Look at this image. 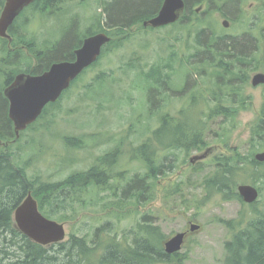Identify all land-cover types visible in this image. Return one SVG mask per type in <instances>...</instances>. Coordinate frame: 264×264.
Segmentation results:
<instances>
[{
    "label": "trees",
    "instance_id": "16d2710c",
    "mask_svg": "<svg viewBox=\"0 0 264 264\" xmlns=\"http://www.w3.org/2000/svg\"><path fill=\"white\" fill-rule=\"evenodd\" d=\"M55 1L62 2L36 0L25 13L30 10L35 17L57 15L64 9L57 4L54 6ZM98 1L102 12L97 17L90 18L92 22L86 29L80 30L78 19L73 16L70 33L58 40L45 39L44 47L35 41L36 37L26 41L24 34L18 33L23 29L19 30L20 25L18 27L16 21L11 31L12 46L16 48L19 44L27 45L31 42V52L33 57L38 59V63L35 68L32 67V61L26 65L23 50L17 49L11 53L6 46H1L7 41L0 39V73L11 74L13 68L25 73H29L31 69L34 70V74L43 73L54 62L72 60L74 51L82 46L86 38L106 33L111 37V42L104 47L102 57L110 47L120 46L127 41L125 35L129 29L143 25L144 21L155 17L164 2V0ZM184 1L186 7L183 15L171 26L189 27L190 23H194L195 28L199 29L196 33L197 53L191 55L188 62L194 59L203 65L200 67L189 64L192 68L189 77L202 81L195 82L194 90L206 81L212 85L209 88L211 93L205 98L209 110L199 113L183 108L176 115L165 111L169 107L167 103L171 104L170 93L175 92L171 86L173 76L177 72L174 67L177 57L173 52L170 53V58L154 64L150 71L138 72L137 75L142 77L137 79H141L144 84H138L136 79L134 85L137 88H144L148 99L146 110L149 117L145 115L144 121L150 130L152 120L159 125L153 130L152 137L145 141L135 154L137 160L145 167L144 173H137L131 177H128L126 172L114 173L116 163L109 159L115 155L111 154L100 158L98 161L100 164L87 171L70 175L60 182H40L39 178L29 176L28 167L22 166L18 159L21 158L18 154L21 152V146L18 143L24 133L28 130L34 131L36 123L22 132L20 138H16L13 123L8 116V103L3 96V87L7 86L13 77L4 79L0 77V264H169L177 257L178 253L168 255L165 252L162 244L163 234L160 228L146 221L148 218L138 222L135 228L124 231L121 236L114 230L113 221L108 220L87 234L80 236L72 233L66 241L44 247L18 230L14 222V212L29 192H32L38 201L41 213L50 219L65 220L64 212L70 209L95 210L102 206L103 210H110L113 207L122 209V204L137 207L147 204L156 198V183L178 168L180 153L189 155L194 151H202L209 145L207 138L212 134L209 126L219 117L224 120L221 122L220 130L215 131V139L224 141L223 136L228 132L224 127L235 122L239 113L248 108L250 98L246 99L243 92L249 86V77L243 75L252 69L251 65L256 63L257 66L259 55L251 56L249 53L255 48V42H264V23L263 25L259 23L260 30H256L257 23H254V28L241 35H220L216 28L218 22L211 19L212 12L216 11L213 7L216 0ZM3 2L0 0V6ZM204 3L208 4V10L197 14L196 9ZM239 3V0L226 2L225 8L237 6ZM46 8L48 12L45 11ZM192 17H195V21H192ZM262 20L264 21V15ZM27 21L28 17L23 23L24 26ZM36 46L40 48L36 49ZM99 60L91 67L96 66ZM244 64L249 68L243 71L237 69V65ZM90 68L72 83L56 103L49 104L41 117H45L52 107L58 106ZM182 69L183 63L179 70ZM208 69L212 72H207ZM112 75L113 73H99L93 82L84 86L85 96L102 102L111 101L112 98L107 100L101 97L94 98L91 92L95 86L109 81ZM191 100L193 103L198 101L195 96H192ZM261 116L252 127L249 152L246 155L235 150L231 157L220 156L212 161L213 169L202 182L207 197L224 195L243 202L238 193L239 182L248 180L254 184L264 183V163L255 160V154L264 151V103ZM235 126L233 124V127ZM82 138L67 137L65 145L75 149L92 146L84 145ZM15 144L18 145L15 146L18 148L17 152L13 151ZM106 161L109 163L104 168ZM120 179L125 182L121 183ZM182 191L180 184L176 183L172 188H166L164 198L169 200L182 195ZM257 203L258 201L249 205L253 209L249 214L242 213L237 219L226 223L231 238L225 243L224 264H264V212H257Z\"/></svg>",
    "mask_w": 264,
    "mask_h": 264
},
{
    "label": "rangeland",
    "instance_id": "374dc122",
    "mask_svg": "<svg viewBox=\"0 0 264 264\" xmlns=\"http://www.w3.org/2000/svg\"><path fill=\"white\" fill-rule=\"evenodd\" d=\"M61 1L54 2V6L57 4L64 9L57 15L35 17L33 13L29 14V10L22 16L19 22L25 23V17L29 18L23 28L26 41L36 37L35 41L40 45L45 39L58 40L70 33L73 16L78 19L80 30H84L91 24L90 18L97 17L102 12L98 0ZM231 1L236 0H216L213 4L216 11L212 12L211 19L218 22L216 28L220 35L243 33L254 28V23H257V30L261 28L259 23H264V0H239V5L228 6L226 9V2ZM208 8L207 3L202 4L197 8L200 9L197 14ZM45 11L48 12V9ZM225 20L229 22L227 29L222 27ZM192 21H195V17H192ZM191 24L189 27L168 26L155 30L145 29L141 24L129 29L125 35L127 41L120 46L110 47L99 63L87 71L58 106L52 107L45 117L36 122L34 131L28 130L24 133L18 143L21 146V152H18L21 158L18 159L22 166L28 167V175L39 178L40 182H60L70 175L87 171L100 164V158L111 154L115 155L109 159L116 163L114 173L126 172L128 177L144 173L145 167L137 160L135 154L137 149L152 137L153 130L159 125L152 120L150 130L144 121L145 115L149 117L148 99L146 90L134 85L137 77H142L137 75L138 72L150 71L154 64L170 58V53L173 52L177 57L174 62L177 72L173 76L171 86L175 92L170 93L171 104L167 103L169 107L165 111L176 115L183 108L199 113L209 110L205 98L211 93L209 88L212 85L206 81L194 90L195 82L202 81L189 77V71L192 72L189 64L200 67L203 65L194 59L188 62L191 55L197 53L198 48L196 33L199 29L195 28L194 23ZM22 46L23 44H19L17 48L21 49ZM35 48L39 49L40 46ZM23 52L26 53L25 50ZM181 63L184 69L179 70ZM32 65H36L33 56ZM260 67L264 69V61L260 63ZM102 72L113 75L109 81L95 86L91 95L104 100L112 98L111 101L102 102L85 96L84 86L93 82ZM207 72L211 73L212 70L208 69ZM251 78L249 77V86L243 92L246 99L250 98L248 108L239 113L235 122L224 127L228 132L223 136V142L215 139V131L220 130L224 120L219 117L209 126L212 129V134L207 138L209 145L204 150L194 151L189 155L180 153L178 168L156 183V198L152 202L138 207L122 204V209L113 207L103 210L102 206L95 210L70 209L64 212L65 220L52 218L65 225L66 240L72 233L82 236L108 220L113 221L114 230L121 236L124 231L135 228L138 222L148 218L146 221L160 228L163 246L177 233H188L182 250L169 264H224L225 243L231 238L226 223L237 219L242 213L249 214L253 209L237 198H227L224 195L207 197L202 182L212 171V161L216 157H231L235 150L242 155L249 152L251 130L262 117L264 103V85L253 87ZM136 82L144 84L139 78ZM192 96L198 99L197 103L192 102ZM233 124L237 127L235 130ZM67 137H83L82 143L92 146L83 149L68 148L65 145ZM18 145H14L13 151H18ZM259 152L262 151L257 153ZM202 155H206V158L192 166L190 160ZM108 163L109 161L104 162V168ZM119 181L125 182L123 179ZM176 183L183 189L182 195L165 200L166 188H172ZM242 184L258 188L260 196L256 210L264 212V183L254 184L244 180L239 182V185ZM193 224L200 226L194 233L191 232Z\"/></svg>",
    "mask_w": 264,
    "mask_h": 264
},
{
    "label": "water",
    "instance_id": "95a60500",
    "mask_svg": "<svg viewBox=\"0 0 264 264\" xmlns=\"http://www.w3.org/2000/svg\"><path fill=\"white\" fill-rule=\"evenodd\" d=\"M36 0H6L0 16V37L11 39L7 34L9 28L23 12ZM184 0H164L158 14L143 22L145 28L159 29L177 23L185 11ZM229 28V22L222 23ZM111 42L106 33H98L86 38L82 46L75 51L74 61L54 63L41 75H18L13 83L5 89V96L10 102L9 117L14 123L16 138L21 132L34 124L43 114L44 109L56 103L72 83L102 55L104 47ZM253 87L264 85V74L252 77ZM206 158V155L195 156L190 162L195 164ZM255 160L264 163V152L255 155ZM238 193L243 202L251 205L259 200V190L248 184L238 186ZM14 222L18 230L27 238L44 247L62 243L66 240V228L63 223L44 216L38 201L29 192L14 212ZM200 226L193 224L191 232L198 231ZM188 233H177L164 243L165 252L174 255L180 252L185 244Z\"/></svg>",
    "mask_w": 264,
    "mask_h": 264
},
{
    "label": "flooded vegetation",
    "instance_id": "af4514ba",
    "mask_svg": "<svg viewBox=\"0 0 264 264\" xmlns=\"http://www.w3.org/2000/svg\"><path fill=\"white\" fill-rule=\"evenodd\" d=\"M4 2H3V5L2 6H0V16H1V14H2V12H3V10H4V7H5V2H6V0H3ZM31 6V5H30ZM30 6L29 7H27L26 9H24L23 10V12L19 15V17L15 20V22L16 21H18V27H19V25H20V27L19 28H24V25H23V22H19L20 21V19L22 18V16L25 14V12H26V10L28 9V8H30ZM196 11H200V9H196ZM31 13H33L32 11H30ZM29 12V14H31ZM27 17H25V19H26ZM14 22V23H15ZM14 23H13V25H14ZM12 25V26H13ZM12 26L9 28V30H8V32H7V34L10 36V38L11 39H8V38H3V37H0V39H3V40H6L7 41V43L6 44H4V45H1V46H3V47H5L6 46V48L11 52V53H14L18 48L16 47H13L12 46V44H11V41H12V34H11V31H12ZM257 30V29H256ZM258 30H260V29H258ZM18 33H23L24 35H25V31L24 30H22L21 32H18ZM244 33V32H243ZM242 34V32L240 33V35ZM253 37H254V35H253ZM255 38V37H254ZM41 46L42 47H44L45 46V42L44 43H42L41 44ZM254 46H255V48L254 49H252V51L249 53V55H251V56H255V55H259V58H258V63H257V66H255V64L254 65H251V67L250 68H252L251 70L249 69V70H247L248 71V73H246V74H244L243 75V77H254L256 74H259V73H262V74H264V69H262L261 67H260V63L262 62V61H264V56H263V52H264V42L263 43H261V42H255L254 43ZM16 49V50H15ZM23 49V51L25 50L26 51V53H25V55H26V58H25V60H26V65L28 64V63H31V61H32V56H33V54H32V52H31V42H29L27 45H23L22 46V48L21 49H18V50H22ZM79 49V48H78ZM77 50V49H76ZM75 50V51H76ZM75 51H74V57H73V59L72 60H69V61H74L75 59H76V55H75ZM33 59L36 61V65L35 66H37V63H38V59H36L35 57H33ZM67 61V60H66ZM59 62H62V61H59ZM54 63H57V62H54ZM53 63V64H54ZM32 64V63H31ZM53 64H51V66L53 65ZM13 67H14V65H12ZM35 66H33L32 65V67L33 68H35ZM51 66L46 70V71H48L50 68H51ZM255 67H257V68H255ZM246 68H249V66L247 67L245 64L244 65H242V66H239V65H237V69L238 70H246ZM45 71V72H46ZM34 72V70H32L31 69V71L29 72V73H25V72H20L18 69H15L14 70V68H13V70H12V73L11 74H6V73H0V77H13L12 78V81L6 86L5 85V88L3 89V96H4V98H5V100L7 101V103H8V116H9V109H10V102H9V100L6 98V96H5V89L8 87V86H10L12 83H13V81L15 80V78L18 76V75H20V74H29V75H41V74H43V73H40V74H34L33 73ZM254 73V74H253ZM252 79V78H251ZM252 85V84H251ZM261 86V85H260ZM257 87H259V86H257ZM262 108H263V106H262ZM9 119H10V117H9ZM11 120V119H10ZM12 121V120H11ZM13 123V122H12ZM13 126H14V123H13ZM198 163V162H197Z\"/></svg>",
    "mask_w": 264,
    "mask_h": 264
}]
</instances>
